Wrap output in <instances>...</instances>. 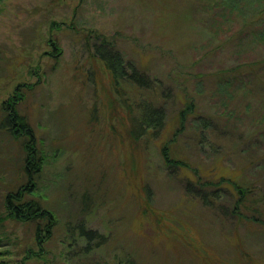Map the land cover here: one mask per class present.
<instances>
[{"label": "rangeland", "instance_id": "obj_1", "mask_svg": "<svg viewBox=\"0 0 264 264\" xmlns=\"http://www.w3.org/2000/svg\"><path fill=\"white\" fill-rule=\"evenodd\" d=\"M102 42L153 87L115 89ZM263 66L264 0L0 2V106L20 97L44 159L25 198L53 215L40 244L7 217L28 179L23 139L0 129V263L264 264ZM146 102L164 126L132 140ZM165 145L188 167L169 171ZM222 177L248 188L237 205Z\"/></svg>", "mask_w": 264, "mask_h": 264}, {"label": "trees", "instance_id": "obj_2", "mask_svg": "<svg viewBox=\"0 0 264 264\" xmlns=\"http://www.w3.org/2000/svg\"><path fill=\"white\" fill-rule=\"evenodd\" d=\"M3 0H0L2 2ZM105 45L104 42L100 43L94 47V55L104 63V67L109 71L111 76V82L116 89V85L123 80L128 81V85L137 84L141 87V89H150L152 88L151 79L149 77L139 73L135 70L134 67L130 66V73L127 76L124 70V65L122 64L121 58L116 51L113 53H109L102 46ZM264 67V66H263ZM20 100L19 96L13 95L4 101L0 106V129L8 133L14 139H23V151H24V160H23V170L27 176V182L24 185H19L16 189L10 190L4 196V209L6 211V215L9 218H13L22 222H34L35 223V235L39 244L43 241L41 237V233H44L46 238H48L51 234V227L53 223V215L52 213L44 209L38 200L29 199L27 200L25 196L27 194H32L35 190V182L34 179L37 175L40 174L43 168V155L41 153L38 154L35 147L33 146L34 138L32 136V130L26 124V122L19 116L16 111L15 105ZM139 109L137 111L138 117L135 115H131L130 121L135 124L136 127L131 130V133L135 135V137L130 136L132 140H136V135H154L156 131H160L164 126L165 121V110L163 107H155L151 106L149 102L145 104H141L138 106ZM188 111L191 110L192 105H187ZM187 110V109H186ZM182 110L179 112L180 124L183 123V120L188 111ZM143 111V113H142ZM131 114V112H130ZM203 126L208 127V124L205 120H201ZM135 128L137 130H135ZM24 137H28V142H25ZM161 155L163 162L169 171L186 168L188 166L182 160H179L169 151L168 145L163 146L161 149ZM226 183H231L230 180H226L225 178H220L218 181V185ZM189 184V183H188ZM232 187L238 193L240 198L237 200L236 204L242 201V198L248 194L249 190L246 187L238 186L235 183H231ZM205 186V185H204ZM188 188V186H187ZM212 196L216 193L212 191ZM237 209V208H235ZM239 216V215H238ZM86 235V238L89 239L95 238L96 240H100V236L96 237L92 231H88L83 233ZM0 264H25L23 260L14 263H5L1 262Z\"/></svg>", "mask_w": 264, "mask_h": 264}]
</instances>
